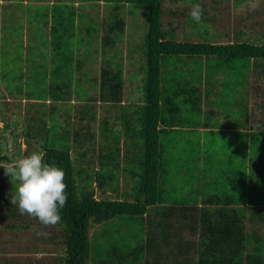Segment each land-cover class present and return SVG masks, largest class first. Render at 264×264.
I'll return each mask as SVG.
<instances>
[{
	"label": "trees",
	"instance_id": "trees-1",
	"mask_svg": "<svg viewBox=\"0 0 264 264\" xmlns=\"http://www.w3.org/2000/svg\"><path fill=\"white\" fill-rule=\"evenodd\" d=\"M3 1L0 83L8 96H16V107L25 108L19 115L25 149L21 151L18 144L11 155L19 160L43 151L46 163L65 171L67 204L60 210L61 222L48 227L58 232L64 251L44 264H264V99L255 102L241 94L235 99L232 90L233 99L227 104L219 101L231 83L246 86L247 91L249 75H264V42L258 38L264 32L252 40L230 43L177 41L171 29L164 28V0ZM241 1L232 0L233 6H240ZM126 5L147 13L143 54L129 50V42L126 45L130 66L133 61L140 69L145 67L136 103L124 100L127 87L121 40L126 22L118 11ZM169 20L172 24L174 18ZM15 50L21 55L12 53ZM98 56L99 69L89 76ZM183 56L194 69L186 66ZM172 58L178 61L174 64ZM16 62L18 72L12 76L4 68ZM181 62L186 69L184 80L173 74ZM169 65L174 67L170 83L177 84L173 89L165 79L166 88L161 83L162 76L169 74ZM214 75L220 77L224 89L218 94L204 87L212 84L208 78ZM81 81L92 84L93 92L81 95L77 91ZM76 96L85 100L77 107L78 121L98 122L96 154L87 145L96 135L94 129L71 124L70 112L60 106ZM0 98H6L2 92ZM96 104L100 112L104 109L99 118ZM222 115L228 130L221 129ZM2 121L10 127L6 119ZM180 130H190L196 159L186 169L187 178L184 173L180 179L185 189L166 175L163 159L164 138L175 137ZM223 136L226 158L216 162L234 185L225 184L219 190L215 183L203 180L197 166L208 162V148H217ZM14 137L16 141L17 134ZM73 144L86 149L73 151ZM89 150L95 155L87 158ZM10 160L5 154L0 156V162ZM2 167L0 230L15 235L37 219L20 215L18 205L10 203L18 182L6 176ZM192 173L195 180H201H191ZM96 187L104 196L97 197ZM109 192L112 197H106ZM4 264L9 261L5 259ZM13 264L18 262L13 260Z\"/></svg>",
	"mask_w": 264,
	"mask_h": 264
},
{
	"label": "rangeland",
	"instance_id": "rangeland-1",
	"mask_svg": "<svg viewBox=\"0 0 264 264\" xmlns=\"http://www.w3.org/2000/svg\"><path fill=\"white\" fill-rule=\"evenodd\" d=\"M211 0H201L200 5L205 7L208 6L211 9V5L216 7V14L214 18H210L209 11L207 14H203V19L200 23H196L191 18L187 21V13H190L191 8L193 5L198 3H187V0H182L181 2L173 1V0H164L162 10V21L164 23V28L172 29L175 33V38L179 41H195L200 42L204 40H214V41H221L222 43L225 42H234L235 36L234 31L243 30L246 35H243L241 38L245 39L247 37L253 38L256 37L258 33L264 32V0H244L240 6H233L232 0L229 2L227 1H220L211 4ZM1 2V0H0ZM3 3V2H2ZM187 3V4H186ZM25 7V6H24ZM27 8V7H26ZM98 12L101 16L103 14L102 8ZM171 9L174 12H183L184 14H177L172 16L168 13V10ZM165 10V15H164ZM206 10V9H205ZM34 11V10H33ZM19 12L16 11V14ZM93 12H95L93 10ZM118 14L125 20L126 22V33L123 35L121 44L123 45L124 53H123V67L125 68V75L124 78L126 80V89L124 91V100L125 103H129L130 101L134 100L133 102L136 103L138 101L139 95H141V85H143V78H144V68L140 69V65L137 62L131 61V66L129 61L126 58L128 51L126 50V45L129 42V50L134 51L135 53L144 52V37L147 31V13L141 9L135 8L131 5H126L123 7L122 10L118 11ZM170 18H174L173 23L170 24ZM25 20H22L24 22ZM26 26V24H24ZM235 28V29H234ZM234 29V31H233ZM204 32V35L202 33ZM206 34V36H205ZM212 36V38L209 36ZM96 36V35H95ZM205 36V37H204ZM241 36V35H240ZM94 38V37H93ZM119 41V40H118ZM25 46V40L23 42V47ZM18 52L21 55V51L15 50L12 53ZM25 50H22V54L25 55ZM107 56L111 55V50L108 51L106 54ZM13 56V55H12ZM11 56V57H12ZM175 59V58H172ZM95 61V60H94ZM101 57L98 56L97 60L94 62V66L92 67L93 72H89V76L96 75V71H98V66L100 65ZM170 64L172 60L168 61ZM16 66L9 64L5 66V70H9L14 76L15 73L18 72V63L16 62ZM26 64V63H23ZM179 66H183L179 67ZM190 67V65H186ZM25 67V66H23ZM22 67V68H23ZM177 69H174L176 72L173 73L175 79H183L186 71L184 65L179 63L176 65ZM170 69V67H167ZM173 70V69H172ZM169 74H164L162 76V85L166 88L167 84L165 81L170 83L173 74L167 71ZM85 74V73H84ZM195 75V74H194ZM261 81V80H260ZM182 86L184 85L183 82L180 83ZM176 83L173 81L168 84V88L173 89L176 87ZM88 82L81 81L77 87V91L83 95L92 93L93 89ZM235 84L231 83L226 88V93L219 98V101H223L225 104L229 102V100L233 99L231 97V91ZM132 89V91L130 90ZM0 92L6 98H0V107L2 108L3 115L0 114V147L2 150L0 152V156L3 154L10 157L11 162L1 161V166H6L10 163H14L18 160L17 157L13 159V155H11L16 149L17 145H21L20 150L23 151L25 149L24 138L21 137V132L23 129V121L19 115H23L25 108L22 106L21 108L16 107V96H8L7 91H5L4 86L0 83ZM250 100L251 97L247 96ZM83 99L78 98V96L72 98L69 103L60 104L63 109H67L70 112V122L78 123L76 126H82L84 128L91 127L95 131V136L93 138H89L87 145L90 149L98 150L100 146L99 140V125L98 122L91 123L88 125L85 121H78V105L83 103ZM253 101V100H252ZM4 103V104H3ZM24 105V101H22ZM78 107V108H77ZM98 104H96V111H97ZM104 109L101 107V112L99 111L98 107V118L104 115ZM228 111V110H227ZM258 111V110H257ZM19 112V114H18ZM228 116V115H227ZM2 119H6L9 123L10 127H5L3 125ZM223 121H221V129L228 130L225 126V119L226 116L222 115ZM113 116H110L109 123H112ZM91 128V129H92ZM119 128L115 126V129ZM190 130H180L178 134L172 136L169 134L167 137L164 138V154L163 159L164 163L166 164L167 176H173L170 180H177L178 185L185 189V183L181 182L180 179H184L182 174L185 173L186 178L188 176V172L186 169H191L195 160V154L193 152L194 143H193V136L189 134ZM14 134H17L18 138L15 141ZM116 135H119V132H115ZM218 138V136H216ZM192 139L191 142H188ZM122 142L123 139H120ZM94 142V144H92ZM73 151L82 152L85 151L86 146L73 144L72 146ZM87 158L94 154V150H89ZM225 152H227L226 147L224 145V136L219 139V143L217 148H208L207 158L208 162H204L201 166H197L200 169L201 174L204 175L203 180L205 179L206 182L213 183L214 186H217L219 190H224V185L227 186L234 185L233 180H231L228 176L223 174V171L219 168V165L216 162L217 158H226ZM138 155V152L136 153ZM133 156V155H132ZM131 156V157H132ZM20 158V157H19ZM137 158V157H135ZM21 159V158H20ZM133 168L137 166H132ZM209 172L213 175H216L219 179L214 176H209ZM191 180L194 178V174L192 173L189 175ZM201 180V178H194V181ZM193 182V181H192ZM221 183V185H219ZM193 184V183H192ZM196 185V183H195ZM197 186V185H196ZM203 188V187H200ZM212 188V187H211ZM96 187L97 197L104 196L102 195ZM208 189L207 186L203 188V191ZM234 191V188L231 189ZM95 192V193H96ZM112 197L110 192L106 197ZM122 220H127V217H123ZM121 223V219L119 220V224ZM2 229V227L0 226ZM96 229V226L90 229L91 238H93V231ZM264 229V227L262 228ZM44 231L49 233L47 236H38L36 232ZM52 240H51V239ZM61 237L57 231L51 232L49 228H45L43 225H39V221H31L29 226L22 231L16 233L15 235L11 234L9 231H1L0 230V264H4V260L9 261V264H13V260H16L18 264H44L47 263L52 257H57V255H62L64 251V247L60 244ZM91 240V239H90ZM48 241H52L51 243ZM37 248H43L44 252H38ZM31 250V251H30ZM30 251V252H28ZM52 252V254H50ZM51 257V258H50ZM50 258V259H49ZM50 264H56L57 262L51 261Z\"/></svg>",
	"mask_w": 264,
	"mask_h": 264
},
{
	"label": "clouds",
	"instance_id": "clouds-1",
	"mask_svg": "<svg viewBox=\"0 0 264 264\" xmlns=\"http://www.w3.org/2000/svg\"><path fill=\"white\" fill-rule=\"evenodd\" d=\"M204 9L200 4L192 6L190 17L196 23L203 19ZM257 128L261 125L257 124ZM46 153L32 152L14 163L3 166L4 174L17 181L15 194L10 203L18 205L20 215L36 218L45 228L54 227L61 222L60 210L67 204V185L65 171L45 162ZM38 236H47L44 231Z\"/></svg>",
	"mask_w": 264,
	"mask_h": 264
},
{
	"label": "crops",
	"instance_id": "crops-1",
	"mask_svg": "<svg viewBox=\"0 0 264 264\" xmlns=\"http://www.w3.org/2000/svg\"><path fill=\"white\" fill-rule=\"evenodd\" d=\"M175 1L181 2L182 0H175ZM187 1H188L187 3H198V4H200V2H201V0H187ZM220 1H223V0H211L210 3L213 4V3H216V2H220ZM243 1H241V2H243ZM37 2L38 3H43L42 0L37 1ZM4 3L5 2L3 0H1L0 5H3ZM24 3H26V4H28V3H34V1H32V0H26V1H24ZM202 8L204 9V14H207V12L209 11L210 16H211L210 18H214L215 14H216V7L214 5H211V9L212 10H210V8L208 6H205V7L202 6ZM169 10H170V13H172L171 15H173L174 13H176L175 15H177V14H181V15L184 14L182 11L181 12H174V10L173 11L171 9H169ZM0 15H1V11H0ZM188 15H190V13H187V16ZM0 20H1V16H0ZM165 29L168 30L169 28H165ZM234 29H233V31H234ZM171 32H172L173 36L175 37V33H174V31L172 29H171ZM202 35H204V32L202 33ZM243 35H246L243 30H237L236 29L234 31L235 40H237V41H241V40H252V39L255 38V37H253V38L247 37L245 39H242L241 37ZM263 35H264V33H263ZM209 36L212 38V36L210 34H209ZM258 38L260 40H263V42H264V37H258ZM176 40L179 41L177 38H176ZM204 41H208V40H204ZM204 41H200V42H204ZM181 42H183V41H181ZM188 42H195V41H188ZM208 42H212V43H222L221 41H214V40H211V41H208ZM225 43H229V42H225ZM0 54H1V47H0ZM182 58H183V60H187V62L190 65V67H192V69H194V64L187 57L183 56ZM174 60H176V59H174ZM177 61L178 60H176L174 62V64ZM167 67H170V69H168ZM167 67H166V71H169V72H171V70L174 68L173 65H169ZM193 73H194V71H193ZM263 76L264 75H254V73H252L251 75H249L250 90H247V91H245L246 90V88H245L246 86H242V85L236 83L235 86L233 87V91L234 92H232V94L234 95V98L235 99H238L239 98V95L241 94V96L248 95L249 97H251V101L253 100V101L257 102L259 100H263L264 99V88H263L264 87V77ZM208 80H210L212 82V84L211 85H208V83H206V85L204 87H206V90H208L210 93L216 92V94H218L217 92H219L220 90L221 91L224 90L223 87L220 85V81H221L220 77L215 76L213 78H208ZM203 83H204V81H201L202 86H203ZM240 86H242V87H240ZM231 104H232V102H231ZM218 119H220V117ZM200 130L202 131L203 128H201ZM194 171L196 172L197 170L194 169Z\"/></svg>",
	"mask_w": 264,
	"mask_h": 264
}]
</instances>
